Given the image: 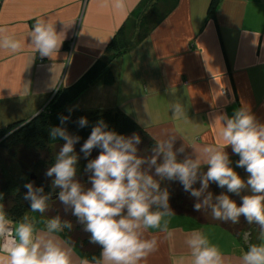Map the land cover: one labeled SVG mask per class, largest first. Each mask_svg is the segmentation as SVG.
<instances>
[{
  "label": "crops",
  "instance_id": "crops-1",
  "mask_svg": "<svg viewBox=\"0 0 264 264\" xmlns=\"http://www.w3.org/2000/svg\"><path fill=\"white\" fill-rule=\"evenodd\" d=\"M210 1L121 0L116 9L114 0H0V28L24 40L18 53L0 49V128L38 114L58 89L111 54L110 43L126 20L137 27L131 46L110 63L112 80L94 82L65 110L119 109L151 137L175 135L174 150L184 146L177 153L181 161L219 143L214 118L221 113L231 116L247 105L264 123V0H218L213 18L207 15ZM38 17L65 36L52 58L28 44ZM139 29H146L142 38ZM172 92L188 104L183 118L170 111ZM225 151L230 159L237 155L230 145ZM27 215L43 227L39 213ZM166 219L174 235L150 230L159 247L146 264H175L180 257L190 264L185 240L194 229L218 246L225 264H241V249L258 242L256 231L245 239L187 216ZM85 259L91 260L75 248L74 264Z\"/></svg>",
  "mask_w": 264,
  "mask_h": 264
},
{
  "label": "clouds",
  "instance_id": "clouds-1",
  "mask_svg": "<svg viewBox=\"0 0 264 264\" xmlns=\"http://www.w3.org/2000/svg\"><path fill=\"white\" fill-rule=\"evenodd\" d=\"M113 7L121 8V0H114ZM27 37L35 53L49 58L58 53L65 39L52 23L40 17L35 19ZM23 47L24 40L0 28V49L15 54ZM172 96L170 111L173 117L183 118L188 104L174 92ZM68 119L61 116V125ZM214 121L219 124V143L205 145L195 150L194 158L188 156L181 161L177 153L183 152L184 146L174 150L175 135L151 137L153 147L141 151L140 134L118 133L100 119L79 149L85 159L94 149L100 150L95 158L87 159L83 169L86 182L78 176L81 157L75 151L81 137L62 126L51 127L52 145L63 140L45 172L51 178V190L45 192L43 185L34 186L33 182L24 185V199L29 202L30 212L43 218V227H38L36 219L27 214L15 220L9 218L0 204V264H74L76 243L67 235L73 230V221L60 214L44 217L54 199L88 234V243L99 247L98 256L79 264H146L159 247L157 237L148 235L150 230L157 229L167 237L174 235L166 218L175 212L169 203L170 192L167 187L161 188L164 180L179 181L183 190L195 198L194 210H210L213 220L238 224L243 217L247 224L258 226V242L241 249L240 261L264 264V123L247 105L235 109L231 116L221 113ZM88 123L86 117L78 119L81 128ZM228 145L239 156L235 166L248 173L246 179L234 170L225 151ZM197 182L199 187H193ZM213 182L226 191L213 196L209 190ZM241 192L246 194L239 204L228 195ZM185 243L190 264H225L224 254L203 230L191 231ZM175 264H185L184 257Z\"/></svg>",
  "mask_w": 264,
  "mask_h": 264
},
{
  "label": "trees",
  "instance_id": "trees-1",
  "mask_svg": "<svg viewBox=\"0 0 264 264\" xmlns=\"http://www.w3.org/2000/svg\"><path fill=\"white\" fill-rule=\"evenodd\" d=\"M218 0H211L208 8L207 15L213 18L217 8ZM136 13L133 12L132 15ZM143 23L139 24L141 29ZM135 26V27H134ZM137 27L135 24H128V20L122 25L115 37L110 43L112 50L111 54L105 55L96 59L71 85L58 89L48 105L38 114L33 116L26 123L25 121H18L8 126L0 128V159L2 156L12 163H16L23 173L24 178L19 182L12 183L10 177H13L11 170H7L5 166L8 163L0 161V193L3 194L0 204H2L4 211L11 219H19L25 214H29V202L24 199L26 189L25 183L33 182L34 186H44L45 192L50 191L51 178L45 176L47 167L53 163V153L57 150L59 144L63 143L62 139L53 142L49 137V129L53 126H62L67 129L70 134L79 135L80 141L75 145V151L79 153L81 159L79 160L80 171L79 178L87 181V176L84 174V166L87 159H93L99 154V149H94L91 155L85 159L83 153L79 149L83 142L89 136L92 126L100 119L107 122L110 129L118 133L131 135L133 132L140 134L142 143L138 148L143 151L151 149L154 141L151 136L141 128L137 123L131 120L125 113L119 109H103L93 111H79V110H65V105L74 101L80 94H82L91 84L97 81L107 82L112 80L113 74L110 70V63L116 56L131 46L134 29ZM137 32V37L142 38L145 30ZM68 116L69 119L61 125L60 117ZM86 117L89 121L88 125L81 128L78 126V119ZM24 123V124H23ZM147 155L148 153H143ZM239 159L236 155L231 159L232 166L238 174L246 179L248 173L243 168L235 166V161ZM3 163V164H1ZM33 177V178H32ZM167 187L170 192L169 203L174 210L175 215L187 216L199 223H212L216 224L223 229L233 233L234 235H242L243 233L259 232L256 225L247 224L243 217L238 224L222 223L212 219L210 210H201L197 212L193 208L195 198L191 197L189 193L183 190L179 181L164 180L161 181V188ZM199 187V182L193 185ZM209 190L213 196L218 195L226 189L218 188L213 182L209 185ZM246 194L241 192L239 195L228 193V195L237 201L239 204L242 195ZM55 195L53 196V199ZM60 214L62 217L73 221L74 227L72 232L68 233V237L75 241L76 249L85 257L91 259L99 255V247L88 243L87 235L81 230L79 225L75 224V218L63 211V205L55 199L52 201L49 210L44 214V217H52Z\"/></svg>",
  "mask_w": 264,
  "mask_h": 264
},
{
  "label": "rangeland",
  "instance_id": "rangeland-1",
  "mask_svg": "<svg viewBox=\"0 0 264 264\" xmlns=\"http://www.w3.org/2000/svg\"><path fill=\"white\" fill-rule=\"evenodd\" d=\"M8 159H6V157L2 156V158L0 159V161H5L7 164V166H5V168L8 170H11V172L13 173V177L11 176L10 179L12 181V183H16L19 182V180L24 178L23 173L20 171L18 165L16 163H12L10 161H7ZM3 164V163H1ZM245 234V233H243Z\"/></svg>",
  "mask_w": 264,
  "mask_h": 264
},
{
  "label": "built area",
  "instance_id": "built-area-1",
  "mask_svg": "<svg viewBox=\"0 0 264 264\" xmlns=\"http://www.w3.org/2000/svg\"><path fill=\"white\" fill-rule=\"evenodd\" d=\"M244 238H245V239L248 238V233H245V234H244Z\"/></svg>",
  "mask_w": 264,
  "mask_h": 264
},
{
  "label": "water",
  "instance_id": "water-1",
  "mask_svg": "<svg viewBox=\"0 0 264 264\" xmlns=\"http://www.w3.org/2000/svg\"><path fill=\"white\" fill-rule=\"evenodd\" d=\"M39 112H40V111H39ZM39 112H38V113H39ZM33 116H35V115H33ZM31 118H32V117H31ZM31 118H29L28 120H30ZM28 120H26L24 123H26ZM24 123H23V124H24ZM32 178H33V177H32Z\"/></svg>",
  "mask_w": 264,
  "mask_h": 264
}]
</instances>
